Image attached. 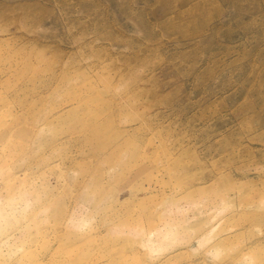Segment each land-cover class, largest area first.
I'll list each match as a JSON object with an SVG mask.
<instances>
[{
	"label": "rangeland",
	"instance_id": "1",
	"mask_svg": "<svg viewBox=\"0 0 264 264\" xmlns=\"http://www.w3.org/2000/svg\"><path fill=\"white\" fill-rule=\"evenodd\" d=\"M0 264H264V0H0Z\"/></svg>",
	"mask_w": 264,
	"mask_h": 264
}]
</instances>
